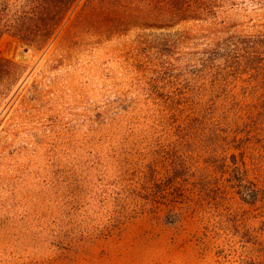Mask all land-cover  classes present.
I'll return each mask as SVG.
<instances>
[{
	"label": "rangeland",
	"instance_id": "1",
	"mask_svg": "<svg viewBox=\"0 0 264 264\" xmlns=\"http://www.w3.org/2000/svg\"><path fill=\"white\" fill-rule=\"evenodd\" d=\"M82 1L43 48L0 40L25 65L0 106V264H264V202L232 189L137 199L111 227L107 210L144 163L162 173L161 143L205 148L214 131L242 138L264 189V0H225L159 47L67 41Z\"/></svg>",
	"mask_w": 264,
	"mask_h": 264
},
{
	"label": "trees",
	"instance_id": "2",
	"mask_svg": "<svg viewBox=\"0 0 264 264\" xmlns=\"http://www.w3.org/2000/svg\"><path fill=\"white\" fill-rule=\"evenodd\" d=\"M76 1L0 0V40L7 36L31 47H45ZM222 3L225 0H83L68 23L66 39L78 45L93 38L101 41L134 34L139 46L159 47L171 41L175 27L182 22L216 18ZM252 55L256 56V51ZM24 71V64L0 55V106ZM212 136L207 147L194 150L186 148L180 139L161 143L162 173L157 176L152 161L142 165L145 170L140 175L145 181L140 187H124L110 202V227L137 199L174 203L190 193L199 199L211 198L210 193L216 191L217 201L232 189L245 203H263L264 189L249 177L254 166L246 161L254 153L240 144L242 138L236 134L221 136L214 131ZM216 140L228 146H217ZM195 158H210L209 167Z\"/></svg>",
	"mask_w": 264,
	"mask_h": 264
}]
</instances>
